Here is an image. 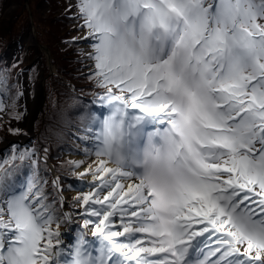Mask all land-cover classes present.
I'll return each instance as SVG.
<instances>
[{"label":"snow or ice","instance_id":"1","mask_svg":"<svg viewBox=\"0 0 264 264\" xmlns=\"http://www.w3.org/2000/svg\"><path fill=\"white\" fill-rule=\"evenodd\" d=\"M64 13L97 89L69 153L84 159L61 165L87 180L81 211H63L35 147L12 143L0 264H264V0H75ZM9 79L0 69V129L26 135Z\"/></svg>","mask_w":264,"mask_h":264},{"label":"trees","instance_id":"2","mask_svg":"<svg viewBox=\"0 0 264 264\" xmlns=\"http://www.w3.org/2000/svg\"><path fill=\"white\" fill-rule=\"evenodd\" d=\"M34 1L38 3L44 1L48 5L45 17L37 10L32 12L31 20L36 25L38 41L46 44L49 48L55 43L57 44L54 51L55 61L58 63L57 75L59 77L50 75L46 81V104L35 123V134L32 139V146L36 148L40 156L41 172L49 179L48 190L52 192L53 174L50 171L51 167L53 172L61 178L60 183L64 190L68 187V183L73 182L71 180L73 175L68 174L65 169L61 168L63 162L70 160L61 154L62 152L75 151L73 136L79 126L78 113L83 110L85 105H92L94 92L97 89L85 78L87 73H82L80 70L82 57L78 55L79 45L70 46L64 43V41L72 38L68 34L72 22L67 19L64 13L67 0H31V2ZM1 4L2 0H0V7ZM27 24L28 19L24 23L25 28ZM25 28L19 27V32H10L6 37L0 34V69L7 67L5 52L8 45L16 43ZM20 68V64H18V67L11 66L8 68L10 71L8 81L10 91L3 94L5 98H8V102H10L9 96L15 98L19 90L16 87L18 84L16 72ZM77 101L82 103L78 104ZM44 148H48L47 161L49 164H47L46 170L44 161L41 160L42 156L45 157ZM72 205L73 199H68L65 202L63 211L66 213L73 212ZM76 220L79 221V217H76ZM71 227L75 229L76 225L73 224ZM70 237L74 240L75 231L71 232ZM88 239L92 238L88 237Z\"/></svg>","mask_w":264,"mask_h":264},{"label":"rangeland","instance_id":"3","mask_svg":"<svg viewBox=\"0 0 264 264\" xmlns=\"http://www.w3.org/2000/svg\"><path fill=\"white\" fill-rule=\"evenodd\" d=\"M75 3V0H67V5L68 3ZM15 3L16 5L13 7V13L11 16V19L8 20V27L7 29H1L0 28V34L3 37H6L10 32L16 33L17 31L19 32V27H23L26 19H28V24L27 27L21 32V37L16 41V43H12L9 46L8 53H7V62L6 65L8 68H10L14 62H17L18 64L21 65V68L16 72V78H17V83L20 85L19 90H22L23 93L25 92L24 85L21 82V74L20 71L21 69H24L25 75L27 78V83L29 85V96L31 99H36V101L32 104L33 110L35 115H34V120L32 119L30 127H32V133L30 136L24 140L20 141L18 140L19 136L21 135H12L11 133L6 132L4 129H0V148L2 149L3 154L6 153L7 149L10 147L12 143H16L21 146V149L24 147L31 148L32 144V139L35 134V123L38 119L39 114L42 112V110L45 107L46 104V81L50 77V75L54 76L57 75V70H58V63L55 61V51L54 47H57V44L55 43L54 45L47 47L46 44H43L42 42L38 41V32L36 29V25L33 23L31 20L32 18V12L35 10L39 11L43 17L46 16V12L48 10V5L44 2H31V0H2V4L0 7V26L2 23V19L4 16V9L8 4ZM32 33L34 35L35 42L33 44L25 43L23 46H20V43L22 41L23 36L26 33ZM69 36L73 37L77 35V31L72 27L71 24V29L68 32ZM79 45L80 49H85L87 50V45L81 42ZM18 47V48H17ZM63 47V45H61ZM12 50V51H11ZM9 52H13L12 56L10 59H8V54ZM22 58L23 62L19 63V59ZM43 67H45L43 69ZM80 70L82 73H87V67L82 63ZM19 74V75H18ZM51 76V77H52ZM58 76V75H57ZM59 77V76H58ZM39 88V89H38ZM4 99V102L7 104L9 103L7 101L8 98H5L2 96ZM18 104L19 110L23 112L25 115L27 107H29V103H27L26 99H24V95L20 97L19 100L16 101ZM2 115V114H0ZM24 118V116H23ZM10 119V118H8ZM23 120V119H22ZM20 120V121H22ZM20 121H15L11 120V126L12 127H19L22 128L25 133L28 134L30 127L29 125L19 126ZM33 147V146H32ZM70 152H62V156L67 157L69 160H81L84 159L82 155H70ZM2 154V155H3ZM45 157L42 156L41 160L44 161ZM47 164L49 162L47 161ZM51 167V166H50ZM50 171L53 174V180L57 177V175L53 172V168H50ZM73 182L68 183V187L64 190L63 192V198L64 201H68V199H73L74 196H76V191L75 189L78 188L81 184L87 183V180L81 181L74 175L72 176L71 179ZM69 185H72V189H69ZM84 191H87V188L84 189ZM68 205V204H67ZM73 207V206H72ZM74 211H81V209H74ZM80 225L82 227V221L80 222ZM62 233H67L68 236L67 238L71 240L70 235L71 233L68 232V229L66 227L61 228ZM88 237H91V233L88 234Z\"/></svg>","mask_w":264,"mask_h":264},{"label":"bare ground","instance_id":"4","mask_svg":"<svg viewBox=\"0 0 264 264\" xmlns=\"http://www.w3.org/2000/svg\"><path fill=\"white\" fill-rule=\"evenodd\" d=\"M15 5H16L15 3H12V4H8L5 7V9H4V16H3L2 23H1V26H0L1 29H7L8 22H9L8 20L11 19V16H12V13H13V10H14L13 7ZM34 42H35L34 35L31 32L30 33H26L23 36L22 41H21L19 47L20 46H23L25 43L33 44ZM12 53L9 52L8 59L11 58ZM21 82L23 83L24 89H25L24 99H26L27 103H29V107H27L26 112H25V115H24V118H23L22 121H20L19 126L20 127L21 126L24 127L25 125H29V127H30L31 122H32V119L34 118V115H35V113H34L35 110H33L32 104L36 101V99H31L30 96H29L30 89H29V85L27 83V78H26V75H25V71L23 72V74H21ZM30 134H31V131L29 130L28 134H26V135H23L22 134V136H19L18 137V140L24 141V140H26L30 136ZM2 154H3V152H2V149L0 148V155H2Z\"/></svg>","mask_w":264,"mask_h":264},{"label":"water","instance_id":"5","mask_svg":"<svg viewBox=\"0 0 264 264\" xmlns=\"http://www.w3.org/2000/svg\"><path fill=\"white\" fill-rule=\"evenodd\" d=\"M8 48H9V46H8ZM8 50H9V49H7V50H6V53H5V55H6V58H7V53H8ZM35 116H36V115H35ZM34 118H35V117H34ZM34 118H33V120H34ZM32 130H33V129H32V127H30V131H31V133H32Z\"/></svg>","mask_w":264,"mask_h":264}]
</instances>
